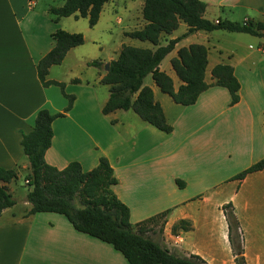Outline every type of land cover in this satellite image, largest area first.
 <instances>
[{
    "label": "crops",
    "instance_id": "1",
    "mask_svg": "<svg viewBox=\"0 0 264 264\" xmlns=\"http://www.w3.org/2000/svg\"><path fill=\"white\" fill-rule=\"evenodd\" d=\"M202 1L203 15L210 21H264V0ZM143 4L108 0L94 26L86 27L88 18L75 12L51 28L54 21L49 13L35 10L36 0H0V166L15 170L17 178L21 172L26 177L30 173L21 146L23 133L32 130L39 109L63 112L68 102L58 86L41 84L36 63L54 46L51 34L56 29L81 31L84 42L70 48L46 76L64 82V92L74 96L71 108L52 122L46 162L62 169L77 161L89 171L106 157L118 180L114 193L129 208L131 224L165 213L160 231L154 233L150 223L148 235L171 252L195 254L207 264H236L222 208L231 203L246 263L264 264V167L238 176L264 158V37L223 29L182 36L188 29L183 21L170 34L162 33V45L182 36L159 65L172 78L174 89L181 81L171 61L181 47L191 44L207 48L204 80L210 84L194 104L185 106L162 92L151 74L144 78L172 127L164 132L131 108L102 111L109 86L101 78L122 46L154 48L127 35L146 24ZM112 14L122 24L116 37L109 24ZM104 15L106 42L113 43L108 51L95 36L88 38ZM88 42L99 48L96 54L90 53ZM92 60L101 65H90ZM76 61L83 73L74 72L67 79L52 75L54 66ZM217 64L232 66L240 84L234 104L227 88L214 85L211 70ZM16 179L6 184L15 204L0 215V264H129L111 244L75 230L63 215L30 213L26 194L16 198ZM175 236L180 240L176 245L171 242Z\"/></svg>",
    "mask_w": 264,
    "mask_h": 264
},
{
    "label": "trees",
    "instance_id": "2",
    "mask_svg": "<svg viewBox=\"0 0 264 264\" xmlns=\"http://www.w3.org/2000/svg\"><path fill=\"white\" fill-rule=\"evenodd\" d=\"M108 0H64L60 6L50 8L53 21L78 12L88 18L90 26L98 21L102 6ZM142 16L146 24L127 35L148 41L154 48L123 45L118 56L111 60L101 82L109 86V98L103 106V113L115 109H133L142 119L156 128L170 132L172 127L166 121L162 107L154 99L152 89L144 84V78L151 77L160 90L168 94L176 103L188 106L196 102L198 96L210 84L204 80L207 63V48L203 44L181 47L177 57L171 61L172 67L181 81L175 90L172 78L159 65L170 52L177 40L196 30L212 31L223 29L232 32H245L264 37V21L219 20L218 23L203 15L206 3L202 0H143ZM188 25L187 31L165 45L160 42L161 34H170L179 22ZM54 46L36 63L38 78L44 87L56 85L68 102L63 112L51 113L46 108L37 111L34 125L29 133H23L21 146L26 154L30 173L26 177L29 190L26 200L30 202V213L53 212L63 215L75 230L111 244L129 264H207L195 254L180 255L169 251L148 235L149 224L162 220L165 213L148 221L132 225L129 208L118 199L114 186L118 180L106 157H100L98 164L89 171H83L77 161L58 169L48 164L45 152L50 147L55 118L64 116L71 108L74 96L64 92V82L46 78L49 67L59 64L67 51L84 42L81 32H68L56 29L52 34ZM90 65L100 66L101 62L92 60ZM214 85L227 88L230 103L238 101L240 84L233 73L232 66L217 64L211 70ZM264 167V158L256 162L238 176ZM17 178V172L0 166V215L2 211L15 204L8 191L7 183ZM178 184L182 183L178 180ZM229 228V238L236 264H247L243 256L242 236L238 220L231 203L223 205ZM184 223L183 221L180 224Z\"/></svg>",
    "mask_w": 264,
    "mask_h": 264
},
{
    "label": "rangeland",
    "instance_id": "3",
    "mask_svg": "<svg viewBox=\"0 0 264 264\" xmlns=\"http://www.w3.org/2000/svg\"><path fill=\"white\" fill-rule=\"evenodd\" d=\"M36 2H37V5L35 7V10L37 12H45V14L49 13L48 17H50V19L52 21H53L54 16H53V14H51V12H49L48 9L51 6H60L63 4L62 3L63 0H36ZM120 9H121V7H120ZM108 17H110V15ZM106 20H107V16L104 15V17H103L102 21L100 22V24L98 25V27L95 30H93V32H90L91 34H88V38L90 36H92V37L95 36V38H97L98 40H100L104 43L105 46L102 47L103 50L105 49L106 51H108L109 46H112L113 43L109 42V44H107V42H106V40L109 36V34L106 31H104V28L106 27ZM70 21H72V20H70ZM53 23H55V22L50 23L51 28H53V26H54ZM85 23H86V27H90L89 23H87V22H85ZM109 24L112 27V29L114 30V32H116V34H114L112 36L116 37L117 33H119L121 31L120 28L122 26V24L116 23V14L111 15L110 20H109ZM77 25L80 27V24H77ZM83 26H84V24H83ZM69 28L72 29V27H69ZM72 30H75V29H72ZM81 33L83 34V32H81ZM97 39H95V40H97ZM252 44H254V43H252ZM86 47L88 49H90L91 54H96L97 50H99V48L96 45H92L90 42L87 43ZM78 71L83 73L82 64L80 62L76 61L72 64L66 62V64H62V66H54V68L52 70V75L55 77H58V78L67 79L70 74H72L74 72H78ZM69 89H73V86H69ZM26 174L27 173H25V172H21L19 174V177L15 181V184H14L15 188L14 189H15V193L17 195L16 198H21L22 196L27 194V192L29 190V186L25 182ZM151 225L153 227L154 233H156V232L160 231V229L162 227V222H161V220H158V221L152 222Z\"/></svg>",
    "mask_w": 264,
    "mask_h": 264
},
{
    "label": "built area",
    "instance_id": "4",
    "mask_svg": "<svg viewBox=\"0 0 264 264\" xmlns=\"http://www.w3.org/2000/svg\"><path fill=\"white\" fill-rule=\"evenodd\" d=\"M244 21H247V19L246 20H244ZM219 22V20H216L215 21V23H218ZM27 182V181H26ZM171 242L174 244V245H176V244H178V242H180V240H179V237L178 236H175L173 239H171ZM167 244V243H166ZM169 244V243H168ZM167 244V245H168Z\"/></svg>",
    "mask_w": 264,
    "mask_h": 264
},
{
    "label": "water",
    "instance_id": "5",
    "mask_svg": "<svg viewBox=\"0 0 264 264\" xmlns=\"http://www.w3.org/2000/svg\"><path fill=\"white\" fill-rule=\"evenodd\" d=\"M109 65L107 66V69H108Z\"/></svg>",
    "mask_w": 264,
    "mask_h": 264
}]
</instances>
